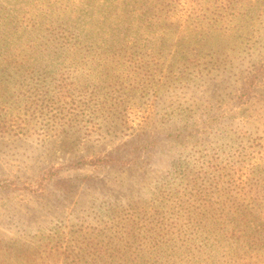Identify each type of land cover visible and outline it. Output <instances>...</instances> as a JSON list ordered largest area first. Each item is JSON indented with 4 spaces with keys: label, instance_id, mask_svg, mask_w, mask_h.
<instances>
[{
    "label": "rangeland",
    "instance_id": "rangeland-1",
    "mask_svg": "<svg viewBox=\"0 0 264 264\" xmlns=\"http://www.w3.org/2000/svg\"><path fill=\"white\" fill-rule=\"evenodd\" d=\"M251 196L264 0H0V264H224Z\"/></svg>",
    "mask_w": 264,
    "mask_h": 264
},
{
    "label": "trees",
    "instance_id": "trees-1",
    "mask_svg": "<svg viewBox=\"0 0 264 264\" xmlns=\"http://www.w3.org/2000/svg\"><path fill=\"white\" fill-rule=\"evenodd\" d=\"M250 199L251 200L248 201L247 198L243 200V202H246L248 205L251 204L258 212L242 214L241 224L235 229L211 231V233L216 236L223 234L227 239L226 244H222V241L216 237L213 239L216 249L225 247L231 254V258L224 264H264V202L257 204V200L261 201L258 196H251ZM235 202L239 204L238 200H235ZM211 204L212 200L208 198L204 206L210 207ZM204 211L206 213L209 212L206 208H204ZM204 246L205 244L202 242L195 246L197 254L195 259H203L201 254L204 251ZM207 257L209 260L210 255ZM210 262L211 264L214 263V261Z\"/></svg>",
    "mask_w": 264,
    "mask_h": 264
}]
</instances>
